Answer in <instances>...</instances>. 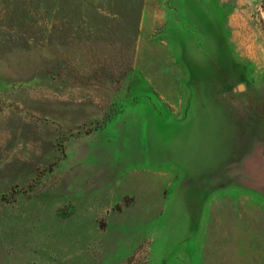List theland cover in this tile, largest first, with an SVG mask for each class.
<instances>
[{
  "label": "rangeland",
  "instance_id": "obj_1",
  "mask_svg": "<svg viewBox=\"0 0 264 264\" xmlns=\"http://www.w3.org/2000/svg\"><path fill=\"white\" fill-rule=\"evenodd\" d=\"M0 264H264V0H0Z\"/></svg>",
  "mask_w": 264,
  "mask_h": 264
}]
</instances>
